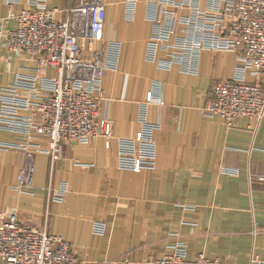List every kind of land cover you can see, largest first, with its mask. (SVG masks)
<instances>
[{"label": "crops", "instance_id": "obj_1", "mask_svg": "<svg viewBox=\"0 0 264 264\" xmlns=\"http://www.w3.org/2000/svg\"><path fill=\"white\" fill-rule=\"evenodd\" d=\"M102 1L104 38L121 44L117 70L106 71L101 81V115L112 123L114 139L108 149L101 139L63 145L62 158L54 163L46 154L36 155L33 194L13 191L23 154L0 151V213L14 211L25 224L45 227L72 246L79 264H152L172 253L176 234L189 261L201 253L220 264L264 261V183L259 181L264 119L253 134L248 119L227 128L200 112L213 85L234 76L236 55L203 52L196 75L182 74L177 66L163 71L145 60L151 26L144 5L126 23L124 0ZM29 2L19 0L12 12L17 15ZM8 4L0 0V18ZM48 5L66 9L69 1L48 0ZM14 27V22L7 26ZM24 66L21 54L1 51L0 88ZM154 84L163 103L147 110V121L160 127L153 135L155 167L121 171L116 140L140 134L139 108ZM17 139L0 130L1 142ZM60 184L67 186L63 201L49 203L45 190ZM96 223L105 226L102 235L93 233Z\"/></svg>", "mask_w": 264, "mask_h": 264}, {"label": "built area", "instance_id": "obj_2", "mask_svg": "<svg viewBox=\"0 0 264 264\" xmlns=\"http://www.w3.org/2000/svg\"><path fill=\"white\" fill-rule=\"evenodd\" d=\"M67 1L63 9L50 7L48 0H30L16 15L11 8L19 0H9V11L0 18V52L21 54L26 64L0 88V130L19 137L0 141V151L24 156L13 187L19 194H33L36 155L46 154L54 163L62 158L63 145L101 139L108 149L114 139L112 123L101 115V81L106 71L117 70L121 44L104 38L102 0H79L77 5ZM139 4L151 26L147 63L163 71L177 66L182 74L196 75L203 52L236 55L234 76L213 85L211 100L200 112L227 128L248 119L247 128L255 134L264 119V0H124L126 23L134 21ZM10 22L14 28H7ZM247 76L254 82L248 83ZM150 105L163 106L156 84L139 108L140 134L116 140L121 171L140 173L155 167L153 135L160 127L147 121ZM259 181L264 183V178ZM45 191L49 203H61L67 186ZM104 231L103 224H94V234ZM173 238L172 253L152 264H220L202 253L187 260L185 243L177 234ZM0 264L79 263L70 244L6 211L0 213ZM250 264L264 261L251 258Z\"/></svg>", "mask_w": 264, "mask_h": 264}]
</instances>
